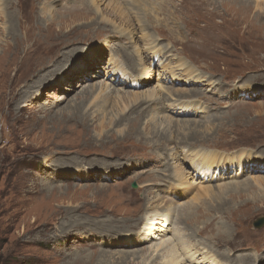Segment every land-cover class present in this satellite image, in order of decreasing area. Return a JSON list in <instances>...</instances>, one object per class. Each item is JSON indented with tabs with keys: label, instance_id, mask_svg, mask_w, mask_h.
Wrapping results in <instances>:
<instances>
[{
	"label": "rangeland",
	"instance_id": "1",
	"mask_svg": "<svg viewBox=\"0 0 264 264\" xmlns=\"http://www.w3.org/2000/svg\"><path fill=\"white\" fill-rule=\"evenodd\" d=\"M110 1L87 0L86 8L71 11L86 18L51 26L48 41L39 42L47 35L42 15L53 18L60 4L52 0L43 13L47 0H0V264H164L167 245L176 246L178 232L192 228L177 207L196 206L200 198L212 206L204 222L214 215L243 231L238 245L235 238L214 236L210 222L196 220L195 227L203 224L209 234L210 241L199 236L200 252L209 253L205 262L215 264L211 254L226 262V251L234 264L242 255L243 264H264V247L254 246L264 243V235L252 233L264 232L253 223L264 217V170L251 166L236 175L234 168L211 180L187 162V171L194 169L185 176L187 186L259 184L239 191L225 210L221 199H206L202 189L194 197L197 187L178 191L187 194L177 201L149 190V177L167 170L158 160L176 161L170 160L176 150L189 161L200 151L253 163L264 157V0H146L134 9ZM196 25L200 31L193 33ZM13 27L17 37H11ZM208 31L219 33L209 38ZM178 59L190 74L183 80L160 75V61L172 67ZM113 66L133 72L141 85H112ZM142 68L148 70L142 74ZM196 74L201 82H192ZM161 84L173 90L171 98L159 91ZM162 95L167 100L159 102ZM173 98L195 100L196 111L173 115L165 107ZM176 163L180 169L182 162ZM202 211L198 207L197 214ZM173 213L170 226L157 223L163 230L143 233L150 219Z\"/></svg>",
	"mask_w": 264,
	"mask_h": 264
},
{
	"label": "bare ground",
	"instance_id": "2",
	"mask_svg": "<svg viewBox=\"0 0 264 264\" xmlns=\"http://www.w3.org/2000/svg\"><path fill=\"white\" fill-rule=\"evenodd\" d=\"M51 1L52 0H47V5H45L44 9H42V12H43V10L46 11V9L50 8L49 4H50ZM53 2H56V3L60 4L59 11L56 10L57 12H53V16H52L53 18L48 19L47 21H46L47 18L44 19V16L41 14L42 15V20L45 23V27H47L46 34L48 36L46 35L45 39H43V36H41L40 39H39V42L48 41V38L50 37V34L52 33L51 29H50L51 26H56L58 23H60L59 27L61 29V25H63V24H65L64 26H66V25L70 26L71 24L75 25V23H78L83 18H86V16H88L87 13L86 14H82L81 12H71L74 9L78 10L79 8H86L87 3H88L87 0H76L75 3H71V2H69V0H53ZM110 2H113L116 5V6L112 5V7H117L118 5L121 4V5H124V7H130V8L132 7V9H134L136 7H139L140 4L145 3L146 0H111ZM93 3H94V1H93ZM109 4L110 5H108V3H107L108 7L111 6V3H109ZM94 6L96 7V12H98V10H100V9H98V5L95 4ZM90 8H91V6H90ZM88 11H89L90 14H93L95 12V11H93V9L88 10ZM6 12H7V9H6ZM45 14H47V13H45ZM56 15L58 16V20L56 18ZM116 15L119 16L120 14L117 13ZM123 15H122V17H123ZM126 15H127V13H126ZM47 16H49V15H47ZM126 20H127V18H126ZM131 21H132V19H131ZM13 22H15V24H16V21H13ZM11 26H13V25H11ZM18 28H20V31L22 32V36H24L22 27L19 25ZM16 29H15V27L12 28V30L10 32L11 33V37L12 36L17 37L19 35V34L17 35L18 31L16 32ZM74 29L75 28L73 27L72 30H74ZM199 31H200V27L198 25H196V27L192 30L193 33H196V32H199ZM131 32H133V30H131ZM207 33H208V37L210 38L212 35H216L219 32L218 31H214V32L208 31ZM26 39H27V37H26ZM145 41L152 42L153 39L145 38ZM22 42H24V41L22 40ZM204 42H205V45H210L209 41L207 42L205 40ZM206 42H207V44H206ZM48 43L50 45H52V42H48ZM195 43L197 45H199V46H203V43L200 40H196ZM156 46L157 45H154L155 49H157ZM146 49H147V51L148 50L153 51L152 45H149L148 47H146ZM206 49H208V48H206ZM51 51H52L51 49H48V53H51ZM32 52H35L33 48H32ZM28 53L25 54V56H27V59L29 58ZM168 53H170V52H168ZM16 54H18V52ZM68 55H71V54L68 53ZM156 55H157L156 52H154L153 53V57H155ZM180 59H178L177 65L172 66V67L169 66L171 64L170 62L163 64V62L160 61L159 62L160 66H161L160 67V75L165 76L166 74H164L163 72H168V73L173 74V76L176 78L175 80H180L179 77L181 78L183 76L182 74H184V75L190 74L191 70H189L188 68L182 66V64H180ZM161 60H163V58H161ZM7 62L8 63L10 62L9 58H8ZM51 62H52V60L47 65H45L43 68H41L39 70L36 69L37 71L35 73H39L42 70H44L45 67H47ZM140 62H141L140 64H142L143 66H146V62H148L146 60V56H145V58H143V56H142L140 58ZM43 65H44V63H43ZM150 67H151V64L149 63V67L148 68H150ZM110 68L111 69L108 71V74H109L108 78H110V81H111L110 83L112 85H114V86L122 85V84H124V85H126V84L127 85H129V84L133 85L134 84V85H137V86L141 85V83H140L141 80H139V77L137 78L135 75H133V72H131L130 70L124 69L123 66H122V68L119 67V66H113V67H110ZM142 70H143V72H142V74H143L148 69L147 68H142ZM140 74L141 73L139 71V75ZM181 80H183V79L181 78ZM201 81H202V79L198 78L197 74H196V77H195V79L192 82H201ZM159 91L160 92L164 91L162 93L163 94L166 93V96L169 97V98H171V96H173V93H172L173 90H171L170 87H164L162 84L160 85V90ZM246 92H250V91L248 90ZM161 97H163V98L159 102H163L165 99L167 100V98L165 96L162 95ZM171 100H173V101H169V103H168L169 106H165V107L167 108V110H170V112L173 115H175V114L176 115H182V114L189 115V114H193L196 111V109H197V103H196L195 100H186V99H180V98H173ZM172 106L173 107L175 106L178 109L177 110L173 109V108H171ZM203 110L204 109H202V111ZM125 137L126 136H124L122 138H125ZM123 141H127V140H123ZM181 151L179 152V151L176 150L174 152V154L171 155V158H170V160H173V161L174 160H176V161L180 160L182 162L181 163L182 165H180L181 166L180 169L176 170V166H177L176 161H174L172 163H170L169 161L167 162V159H169L167 157H163L162 159L158 160V162H161L160 165L167 166V170H166V173H162V174L161 173H154V174H152V176L155 175V177L152 178V179H151V177H149V179L152 181V182H150L151 189H149V190L151 192H153L154 197H158L159 199H163L164 197L160 194V192L161 193L164 192V193H168L175 201H177L179 199H182L184 194H187V192L191 188L197 187L198 190L195 192L194 197H196L198 194H200V190L202 189V195L206 199L207 198H209L211 200L221 199L222 200L223 210H225V209H228L230 207V206L229 207H225V206H227L228 204H234L235 196L242 195V193H240L239 191L243 190V192H246V191H248L250 189H254V190L260 189L259 188V184L253 185V184L247 183L245 186L242 187V186H239V184H237V182L235 181V183H236L235 186H228L227 184H230V183L220 184V185H225V186H228V187L225 188V186H221L220 188L215 190V188H207V187L220 186V185L205 184L203 182H192L194 184L193 186H187L188 185L187 182H184V181H185V176H187V173L190 172L191 174L194 175V169L196 170V172H200L203 176H208V177L210 176L211 180L215 179V177L218 178V177H220L221 175H224V174H228L229 175V171L231 169L233 170L234 168H235L236 171L238 170L236 175L238 173H240V172L251 170L250 169L251 166H252V170H255V169L258 170V171L259 170H264V157H258L256 159V161H255L256 163L255 162L253 163L251 161L246 160L244 158L245 156L241 157V156L231 155V157H229V156H225V155L223 156L221 154H216L214 152H203V151H200L199 152L200 154L199 153L194 154L192 161H189V160H187V158L184 155H181ZM187 162H191V164H189V163L188 164L190 166H193L194 169L192 171H187V169H188ZM217 163H218V165L221 166L220 169H218L216 167ZM213 169H215V170H213ZM212 172H214V175L212 174ZM215 173H216V175H215ZM193 175H192V177H193ZM187 177L189 178V176H187ZM199 184H201V185L198 186ZM254 186H257V188H254ZM204 187H206V188H204ZM180 190H187V192L186 193H178L177 194V192L180 191ZM230 191L235 192V195L233 193H231L230 195L225 196V194L227 192H230ZM255 198H253V199H255ZM261 198H263V197L260 195L256 199H261ZM170 200L171 199L167 198L166 202L169 203ZM200 201H202L201 198H200ZM200 201H199V204L196 205V206H194L193 203H187L184 206L180 205V206L177 207L178 208V215L180 216V218H181L180 211H181V208H182V210L184 212L183 214H184V216H186L185 218H187V221L191 224L192 228L190 230H188L187 232L186 231L183 232V233L180 232V231L178 232V234H177L178 236L176 238L177 239L176 246L174 244L173 245H167L166 251H168V254L165 257L166 259H165L164 264H182L184 262L191 264L192 261L194 262V264H208V262H205V261L207 259V256H209V253H207L206 251L200 252L201 248L198 247V245L202 243L200 238H199V236H201V234H204L206 236V239L208 241H210L209 237H208L209 234H207L208 231L206 230V226H204V225L208 224L209 222H210L212 231L217 232L215 234L213 233L214 236L215 235H218V236L227 235V237L229 239L235 238V241H236L235 244L241 245V244H239V241H238L239 239H237V238H239L238 236L243 233V231H239L240 227L238 226V228L233 229L232 224H231V222L229 220L224 218V221L222 223H220V222L217 221V219L215 218L214 215H211L204 222V219H202V218H204L205 214L208 213V211L210 209H212V206H208L204 202H200ZM210 203H212V202L210 201ZM245 204L247 206L253 205L250 202H246ZM142 205H143L142 208H144V204H142ZM237 205H243V204H237ZM198 207H201V211L203 210L202 212H204V211L205 212L202 213V214H197ZM237 208H238V206H237ZM147 209H148V206L146 205V209L145 210H147ZM214 209L216 210L217 207H214ZM236 211L237 210H235V212ZM164 215L167 217L166 214H164ZM173 216H174V213H173L172 217H168V218L165 217L163 220H161V218H160V220L162 222L157 219L158 217L157 218H153L152 220L150 219V221H148V222L145 221L147 223H145L146 224L145 228H142L143 233L146 234L148 232L147 229H149V230L151 229L152 230V228H160L161 230H163V227L162 226L159 227L157 225V223H160V225H165L166 227H168V226H170V222L172 221ZM144 219H146L145 215L142 216V217H140V216L138 217L139 222H141V220H144ZM201 219L204 222L203 223L204 225L203 224H202V226L199 225V228H198L197 226H198L199 223H196V220L200 221ZM222 219H223V217H222ZM195 225H197V226L195 227ZM249 232H250V230H249ZM151 233H152V231H151ZM155 233H156L155 237H157L158 236L157 232H155ZM252 233H254L256 235L255 237H259V236H263L264 235V232H262V233L252 232ZM252 233H250V234H252ZM197 236H198L197 242L194 245H191L192 242H194V240H196ZM210 238L213 239L214 242L217 241L214 237L210 236ZM143 240H145V239H143ZM113 245L118 247L116 242H114ZM214 246H216L218 248L220 246H222V247L224 246V247H226V249L229 252H231L232 250L235 249V247H232L229 244L228 245H221V244H219V242H217V244H215ZM254 246H256L258 249H262L264 247V243L259 244V245H254ZM257 254H259V252H257ZM211 256H212L211 257V261H210L211 263H215V264H230V262L231 263L233 262L230 259H228L229 258V253L226 252V251H224L222 253V257L225 258L226 262H222V260H219L213 254H211ZM246 256L247 255H242L241 258H237L236 263L243 264V262H245V257ZM198 258H199V260H198ZM132 262H134V261H132ZM153 262H155V261H153ZM227 262H229V263H227ZM232 264H234V263H232Z\"/></svg>",
	"mask_w": 264,
	"mask_h": 264
},
{
	"label": "water",
	"instance_id": "3",
	"mask_svg": "<svg viewBox=\"0 0 264 264\" xmlns=\"http://www.w3.org/2000/svg\"><path fill=\"white\" fill-rule=\"evenodd\" d=\"M133 187L136 188L137 185L134 184ZM253 223L255 228H261L262 226H264V217L257 218Z\"/></svg>",
	"mask_w": 264,
	"mask_h": 264
}]
</instances>
